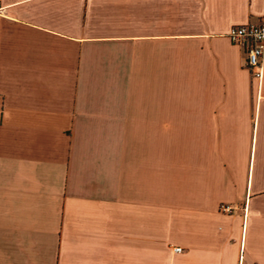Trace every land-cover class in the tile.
Here are the masks:
<instances>
[{
	"label": "crops",
	"instance_id": "1",
	"mask_svg": "<svg viewBox=\"0 0 264 264\" xmlns=\"http://www.w3.org/2000/svg\"><path fill=\"white\" fill-rule=\"evenodd\" d=\"M262 15L0 0V264H264V56L226 35Z\"/></svg>",
	"mask_w": 264,
	"mask_h": 264
},
{
	"label": "built area",
	"instance_id": "2",
	"mask_svg": "<svg viewBox=\"0 0 264 264\" xmlns=\"http://www.w3.org/2000/svg\"><path fill=\"white\" fill-rule=\"evenodd\" d=\"M230 41L238 45L244 54L245 65L251 74L258 80L262 76L264 56V15L257 24L246 23L232 26L227 32ZM222 212H232L233 206L222 203L219 205ZM174 251H180L181 247L176 246Z\"/></svg>",
	"mask_w": 264,
	"mask_h": 264
}]
</instances>
